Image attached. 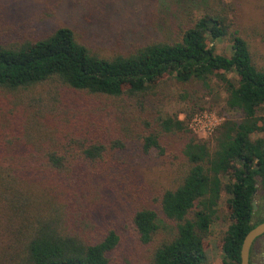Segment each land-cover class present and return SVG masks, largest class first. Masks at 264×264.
<instances>
[{
	"label": "trees",
	"instance_id": "trees-1",
	"mask_svg": "<svg viewBox=\"0 0 264 264\" xmlns=\"http://www.w3.org/2000/svg\"><path fill=\"white\" fill-rule=\"evenodd\" d=\"M177 3L165 36L111 55L69 26L24 31L0 9V264H118L125 191L140 200L128 223L149 264H207L218 223L223 264H241L264 221L253 204L264 196V64L233 29L236 7ZM227 36L229 56L215 46ZM193 95L241 118L203 138L190 128L201 107L181 118L166 106ZM152 152L175 173L168 185L138 174Z\"/></svg>",
	"mask_w": 264,
	"mask_h": 264
},
{
	"label": "rangeland",
	"instance_id": "rangeland-1",
	"mask_svg": "<svg viewBox=\"0 0 264 264\" xmlns=\"http://www.w3.org/2000/svg\"><path fill=\"white\" fill-rule=\"evenodd\" d=\"M223 1L237 8L239 14L237 17L234 10L229 12V18L234 22L233 29L241 31V35L250 42L255 59L259 64H264V0ZM178 6L181 7L177 0H0V9L6 19L15 23L22 21L20 27L24 31L27 27L31 28V31H45L69 26L75 29L83 42L108 55L127 51L137 43L165 36L178 19ZM190 10L185 11L187 18L192 16ZM192 11L193 16L197 17L198 8ZM231 44L232 40L229 36L215 41L217 52L228 56L232 53ZM196 96L193 95L189 103L170 100L166 103L167 109L173 113L183 110L180 114L181 118H185L186 112L197 106L201 107L197 109L198 111L210 110L222 118H241V112L227 110L221 98L220 106L212 107L218 97ZM194 105L196 107H193ZM221 111L223 113H220ZM180 142L181 140L171 138L170 146L173 149L181 144ZM132 149L134 150L135 146H132ZM166 159V156L159 159L155 152H152L140 165L138 164V174L155 187L168 185L169 178L175 173L170 165H164ZM142 182L140 184H143ZM120 197L127 202L124 204L120 218L123 241L116 252L118 264H149L147 256L150 247L146 248L139 243L133 228L128 223L131 208L135 203L139 204L140 200L138 198L133 200L127 191ZM263 197L260 191L255 200L257 213L254 221L264 215ZM223 206L228 213L225 202ZM223 226L224 223H218L212 227V233L207 239V264H223V253L218 241ZM162 235L163 233L160 234ZM258 246L261 248L259 249ZM256 248L260 250L258 254L255 252ZM263 254L264 235L256 241L255 250L252 249L251 264L256 262L264 264Z\"/></svg>",
	"mask_w": 264,
	"mask_h": 264
},
{
	"label": "built area",
	"instance_id": "built-area-1",
	"mask_svg": "<svg viewBox=\"0 0 264 264\" xmlns=\"http://www.w3.org/2000/svg\"><path fill=\"white\" fill-rule=\"evenodd\" d=\"M223 120L224 118L213 111L201 110L196 112L191 118L190 127L197 134L208 138L213 136Z\"/></svg>",
	"mask_w": 264,
	"mask_h": 264
},
{
	"label": "water",
	"instance_id": "water-1",
	"mask_svg": "<svg viewBox=\"0 0 264 264\" xmlns=\"http://www.w3.org/2000/svg\"><path fill=\"white\" fill-rule=\"evenodd\" d=\"M257 208L256 202H253ZM264 235V221L253 227L245 236L241 249V264H250L251 248L254 242Z\"/></svg>",
	"mask_w": 264,
	"mask_h": 264
},
{
	"label": "flooded vegetation",
	"instance_id": "flooded-vegetation-1",
	"mask_svg": "<svg viewBox=\"0 0 264 264\" xmlns=\"http://www.w3.org/2000/svg\"><path fill=\"white\" fill-rule=\"evenodd\" d=\"M258 248L260 249L261 247L258 246ZM258 248H256V251H255L257 254L259 253L258 251H260V250H258ZM252 249L255 250V242H254V244L252 245ZM263 256H264V254H263ZM256 264H258V263L256 262Z\"/></svg>",
	"mask_w": 264,
	"mask_h": 264
}]
</instances>
